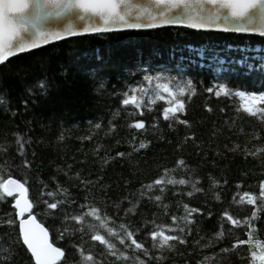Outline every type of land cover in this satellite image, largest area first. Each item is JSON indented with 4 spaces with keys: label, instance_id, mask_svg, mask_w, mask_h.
<instances>
[{
    "label": "trees",
    "instance_id": "obj_1",
    "mask_svg": "<svg viewBox=\"0 0 264 264\" xmlns=\"http://www.w3.org/2000/svg\"><path fill=\"white\" fill-rule=\"evenodd\" d=\"M145 74L193 81L195 90L191 97L187 92L182 97L185 113L178 114L180 119L188 121V126L162 119V108L170 105L160 100L155 91L157 83L166 81L149 83L143 81ZM100 81L105 87L97 91ZM219 83L225 84L230 96L215 95ZM169 87L175 92L172 84ZM209 87L214 89L212 93L206 91ZM131 88L137 91L132 93ZM240 90L264 91V36L167 25L73 36L41 46L13 57L0 67V98L6 101L0 103V175L6 178L11 174L16 179L27 180L30 199L44 184L47 190H55V184L59 183L68 189L67 198L76 201L66 209L74 214L87 195V203L99 206L111 217L110 227L131 221L135 229L143 222L145 226L134 238L146 248L151 246V238L146 240L145 236L152 223L175 227L170 217L181 216L186 203L199 208L200 213L190 217L193 223L186 226V232L190 228V233L184 245L165 250L160 262L149 261L138 250L133 254L129 249L126 254L138 256L145 264H251L249 245L232 247L237 240L249 238L248 227L233 226L221 216L225 210L241 221L251 216V205L237 203L239 193L250 191L258 195V183L264 180V152L252 157L244 156L242 151L264 148V117L257 119L243 112L241 101L235 96ZM44 91L46 94L41 95ZM125 91L129 96L135 95L140 104L136 115H130L137 111L132 105H121ZM158 91L172 99L162 88ZM21 100L27 101L26 108ZM206 106L211 112L205 110ZM13 112L16 114L12 115ZM115 112L119 114L113 115ZM139 119L145 121L143 134L127 128L128 123ZM110 121L115 125L112 131H109ZM96 123L101 127L94 128ZM15 134L22 135L26 141V158L30 161L27 169L17 155ZM133 135L136 143L143 139L148 147L130 158L126 155L123 160L102 163L100 158L131 152L129 143ZM186 136L192 139L184 140ZM178 143H181L179 150ZM97 145L98 155L94 151ZM234 145L239 146L237 150L229 151ZM177 159L186 162L192 179H199L197 187L203 191L188 197L182 193L190 191V186L164 185L163 193L153 188L139 197L143 191L141 184L157 179L165 168L174 169ZM188 170L175 168L169 175L187 179ZM77 173L79 180L95 182L98 176L100 179L85 192L79 180L69 179ZM52 177H56L55 182ZM213 180L217 181L215 187ZM237 183L241 184L239 189ZM156 195L162 197L160 207L149 199ZM125 196L128 199L120 204L121 211L113 214L112 204ZM137 199L136 211L125 215L122 209L129 206L128 201L136 203ZM11 205L10 197L0 200V220H7L8 214L14 218ZM163 205H168L166 211ZM44 211L41 205L34 214L49 229L51 241L65 250V264H77L79 256L70 244H78L80 234L57 240L56 230L62 227V215L57 213L54 218ZM209 211L211 216L207 214ZM249 223L254 225L252 239L264 242V205L259 201L257 218ZM218 231L223 233L221 237L215 235ZM101 234L105 233L101 231ZM0 237L3 238L0 247L7 248L9 238L12 242L17 240V231L0 225ZM106 238L124 250L115 237ZM84 241V247L91 246L101 264H125L111 256L105 259L104 246L90 242L87 234ZM12 251L16 253L12 264H33L22 247L17 245ZM156 254L155 249L149 252L152 257Z\"/></svg>",
    "mask_w": 264,
    "mask_h": 264
},
{
    "label": "snow or ice",
    "instance_id": "obj_2",
    "mask_svg": "<svg viewBox=\"0 0 264 264\" xmlns=\"http://www.w3.org/2000/svg\"><path fill=\"white\" fill-rule=\"evenodd\" d=\"M164 25H182L191 29H219L236 33H258L264 36V0H0V67H3L19 54L37 49L50 42L60 41L66 37L103 34L124 29H152ZM143 81L149 83L166 81L163 84L157 83L155 91L160 100L170 105L162 108L161 117L164 121H175L178 124L188 126V121L180 119L178 114L185 113V103L182 97L185 92L189 98L191 97L195 90L193 81L191 79L177 81L175 77L149 74L143 76ZM169 84L174 86L175 92L170 89ZM104 87L103 81H100L97 91ZM161 88L163 93L172 99L160 94L158 90ZM217 88L218 90L215 91L217 97L221 94L226 97L231 95L224 83H219ZM130 90L132 93L137 91L136 88ZM141 91L143 92L145 89H141ZM206 91L212 93L214 89L209 87ZM28 93L32 95L31 88L28 89ZM40 94H46V91ZM123 96L125 98L121 100V105H132L137 111L130 113V115H136L140 109L136 96H129L127 91L123 93ZM235 96L240 99V108L243 112L257 119L264 117V107L258 106L264 105V91L240 90L235 92ZM0 103L6 104V101L0 98ZM21 105L26 108L27 101L21 100ZM205 110L211 112V108L207 106ZM15 114V112L12 113V115ZM118 114V112L113 113V115ZM139 114L143 115L142 112ZM93 127L98 129L101 125L96 123ZM114 127L115 125L110 121L109 131H112ZM127 128L143 134L146 131L145 121L142 119L133 120L127 124ZM60 139H63L62 135ZM85 139H90V137H85ZM191 139V136L184 137V140ZM14 142L17 155L22 158V166L27 169L30 161L26 158V141L22 135L15 134ZM181 143L177 144V150L181 147ZM129 147L131 152L127 154L116 152L114 157L106 156L100 159L104 165H107L110 160H123L126 155L130 158L133 153L146 149L148 142L142 139L136 143V137L133 135ZM238 147V145H234L229 151H236ZM99 148L100 146L97 145V149L94 150L97 155ZM0 150H2V146H0ZM242 151L244 156L256 157L258 153L264 152V148L257 147L254 151L245 148ZM67 167L70 168L71 166ZM175 168L185 171L188 170V165L183 159H177ZM175 168L171 170L165 168L163 174L157 179L146 185L141 184L143 191H140L139 197H143L147 191L153 188H158L163 193L165 191L164 185L190 186V191L182 193L188 197L203 191L197 187L199 179H192L190 170H188L187 179L183 177L175 179L170 176V171H175ZM57 171L59 172L60 169L57 168ZM64 175L68 176L67 171L64 172ZM73 178L79 180V174H75V177H69V179ZM99 179L98 176L95 182L79 180V184L87 192L88 188L92 187ZM52 180L55 182L56 177H52ZM124 183L127 185L128 181L125 180ZM216 183L217 181H212L213 187L216 186ZM26 184L27 180L16 179L11 174H8L6 178L0 175V200L12 198L11 206L14 210V218L8 214L9 218L0 220V225H6L17 231L15 242L9 238V246L7 248L0 247V264H12L16 255L12 249L17 245L30 255L33 264H65L67 259L65 250L50 241L49 229L40 223L34 214L35 208L41 205L45 210V215L51 214L54 218L57 213L62 215V227L56 230L55 238L57 240L70 239L73 234H80V242L70 244L79 256L77 264H101V260L97 259L91 250V246L89 248L84 247L86 243L84 241L85 234L89 236L90 242H99L100 245L104 246L106 250L105 259L107 256H111L114 257L115 261H124L125 264L129 260L133 261V264H145V261L139 259L138 256L130 257L126 254L127 250L131 249L133 254L138 250L149 261L155 259L160 262L164 259L165 250L172 251L176 245L186 243V236L190 233V228L186 232V226L193 223L190 217L193 213H200L199 208L189 207L185 203L181 216L173 215L170 217L175 227L150 222L152 228L146 233L145 239L151 238V246L146 248L144 243L138 242L134 238L145 226L143 222L135 229H132L131 221L128 224L121 223L118 227H110L111 217L106 212H102L99 206L87 203V195L84 197L85 203L78 205L74 214L66 210L76 203L74 199L67 198V188L56 183L55 190H47L48 186L44 184L38 189L36 196L30 199L29 188ZM240 187L241 184L237 183L236 188L239 189ZM258 189V195L250 191L239 193L237 203L251 205V216H246L241 221L234 219L227 210L221 214L222 218L233 226L244 224L248 227L249 238L237 240L232 247L235 248L237 244L249 245L251 264H264V242L259 239H252L250 233L254 225L249 223V221L257 218L258 201L260 205H264V180L259 181ZM173 195L176 193L174 192ZM127 199L125 196L112 204L113 214L121 211L120 204ZM149 199L155 201L158 207L161 206V195L149 197ZM216 199L219 200L220 197L216 196ZM138 203L139 199L136 203L129 200V206L123 208L122 211L125 215L133 213L136 211ZM162 207L166 211L168 205ZM207 214L212 215L211 211ZM88 218L91 219L86 224ZM70 223L75 226L70 228L68 226ZM85 224L87 232H85ZM101 231L105 234H101ZM169 232L176 234L169 235L167 234ZM5 235L8 234L5 233ZM215 235L221 237L223 233L218 231ZM106 236L115 237L124 250L118 249L116 244L112 243ZM0 239L3 238L0 237ZM151 249L157 250L155 257L149 255ZM222 251L226 252L228 249H222Z\"/></svg>",
    "mask_w": 264,
    "mask_h": 264
},
{
    "label": "water",
    "instance_id": "obj_3",
    "mask_svg": "<svg viewBox=\"0 0 264 264\" xmlns=\"http://www.w3.org/2000/svg\"><path fill=\"white\" fill-rule=\"evenodd\" d=\"M164 26H167V25H164ZM160 27H163V26H160ZM158 28V27H157ZM124 30H128V29H124ZM199 30H219V29H199ZM115 31H118V30H115ZM220 31H222V30H220ZM231 32V31H230ZM240 34H256V35H260V34H258V33H240ZM83 35H86V34H83ZM78 36H80V35H78ZM261 36V35H260ZM66 38H69V37H66ZM66 38H64V39H66ZM63 40V39H62ZM56 42V41H55ZM50 43H53V42H50ZM49 43V44H50ZM38 220V219H37ZM49 238H50V241H51V237H50V233H49ZM52 242V241H51Z\"/></svg>",
    "mask_w": 264,
    "mask_h": 264
},
{
    "label": "bare ground",
    "instance_id": "obj_4",
    "mask_svg": "<svg viewBox=\"0 0 264 264\" xmlns=\"http://www.w3.org/2000/svg\"><path fill=\"white\" fill-rule=\"evenodd\" d=\"M39 221V220H38ZM40 222V221H39ZM41 223V222H40ZM45 226V225H44ZM50 233V232H49ZM57 246V245H56Z\"/></svg>",
    "mask_w": 264,
    "mask_h": 264
}]
</instances>
